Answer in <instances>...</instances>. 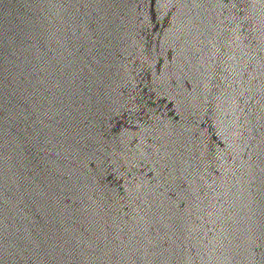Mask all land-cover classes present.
Returning <instances> with one entry per match:
<instances>
[{"label":"water","instance_id":"1","mask_svg":"<svg viewBox=\"0 0 264 264\" xmlns=\"http://www.w3.org/2000/svg\"><path fill=\"white\" fill-rule=\"evenodd\" d=\"M0 264H264V0H0Z\"/></svg>","mask_w":264,"mask_h":264}]
</instances>
